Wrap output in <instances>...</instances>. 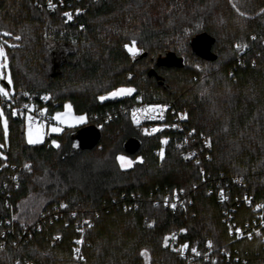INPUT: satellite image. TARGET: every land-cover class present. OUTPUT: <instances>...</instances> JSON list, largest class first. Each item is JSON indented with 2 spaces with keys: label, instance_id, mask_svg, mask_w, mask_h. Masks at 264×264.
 I'll use <instances>...</instances> for the list:
<instances>
[{
  "label": "trees",
  "instance_id": "16d2710c",
  "mask_svg": "<svg viewBox=\"0 0 264 264\" xmlns=\"http://www.w3.org/2000/svg\"><path fill=\"white\" fill-rule=\"evenodd\" d=\"M203 31L214 38L213 59L192 47ZM131 39L142 48L135 57L125 48ZM0 43L15 102L39 101L52 114L69 101L75 113L88 117L31 144L23 113L12 116L4 108L9 119L6 138L0 130V264H182L174 247L194 240L211 241L214 251L229 255V261L206 264H264V241L229 234L215 189L220 176L236 175L243 185L233 192L264 204V0H53L52 6L46 0H0ZM168 51L183 57L181 67L155 64ZM150 68L162 84L148 75ZM120 85L134 92L98 99ZM136 95L184 108L188 126L210 138L207 157L199 163L182 158L171 130L141 134L126 113ZM107 112L115 116L105 122ZM86 124L100 130L92 148L72 136ZM131 137L140 142L134 154L123 149ZM120 154L141 159L124 168ZM178 189L191 203L169 210L162 194ZM30 194L42 205L32 221L22 222L19 205ZM251 216L243 203L237 205L238 222ZM76 222L84 226V260L74 254L81 236Z\"/></svg>",
  "mask_w": 264,
  "mask_h": 264
},
{
  "label": "built area",
  "instance_id": "2783aa9c",
  "mask_svg": "<svg viewBox=\"0 0 264 264\" xmlns=\"http://www.w3.org/2000/svg\"><path fill=\"white\" fill-rule=\"evenodd\" d=\"M46 3L50 4V0H46ZM52 4L53 0H51ZM19 92L24 97H28L27 93ZM103 95L105 93L97 95L98 99L102 100L101 97ZM43 100L44 98L41 97V101ZM0 104L12 116H16L20 112L23 113L25 127H47L49 124L54 123L52 114L39 101L15 102L11 95L4 96L0 94ZM126 113L132 125L143 135L150 136L164 129L176 133L178 146L181 149L180 156L182 158L192 159L194 162L199 163L203 157H207L211 147L210 138L206 135H197L193 128H190L187 124L186 110L176 107L173 102H149L144 100L140 95H136L134 101L128 106ZM114 116L115 113L107 112L105 122L112 120ZM153 129H156V131H153ZM48 134L46 132L45 136H48ZM155 152L160 153V149H157ZM22 168L23 166L19 167V169ZM200 173L205 180L206 174L202 167ZM13 185L14 187H18L17 181H13ZM242 185L241 178L236 175L229 178L220 176V179L216 180L215 189L217 201L223 205V221L227 226L229 234L235 239L249 238L250 235L251 238L256 237L264 241V204L247 192L241 194L233 192V187H241ZM211 190L208 189L207 194L211 193ZM161 202L172 211L191 203L183 189L165 190L162 194ZM240 203H243L252 212L250 220L244 222L237 221V205ZM172 205H175V207H172ZM123 208H127V206L123 204ZM128 208H131V204ZM42 217L43 215L38 219L36 218L35 228L38 231L42 228ZM75 226L77 231L81 233V236L76 240L78 245L74 248V254L84 260L80 250L83 240V222H76ZM236 229H239L240 233H237ZM174 251L182 264H206L211 261H217L218 259L229 261L227 252L224 249L214 251L209 241L201 243L194 240L180 243L174 247ZM17 262L19 260L15 259L11 264H17ZM26 264L34 263L28 260Z\"/></svg>",
  "mask_w": 264,
  "mask_h": 264
},
{
  "label": "rangeland",
  "instance_id": "374dc122",
  "mask_svg": "<svg viewBox=\"0 0 264 264\" xmlns=\"http://www.w3.org/2000/svg\"><path fill=\"white\" fill-rule=\"evenodd\" d=\"M5 42H7V44L9 43L8 40H5ZM0 45H2L3 48H4L3 44L0 43ZM125 45H128L129 47H133L134 46V48L136 49V51L133 53V52H130L127 47H125L126 50L129 52V54L132 57H135L139 53L142 52V48L140 46H138V44L136 43L135 39H131ZM4 52H5V48H4ZM193 61H195V59H192V60L189 59V62H193ZM3 62H4L3 57H0V63H3ZM194 64H196V62H194ZM6 65L7 66L4 68L5 73L3 71V67H0V88H4L5 91H7L9 93V95H13L14 94V90L13 89H8L1 82V80H5L7 82H9V79L11 80L9 69H8V61H6ZM118 89H126V90L127 89H132V91H130V92L129 91H124L123 93H121L122 95L121 94L111 95V93L116 92ZM133 92H134V88L133 87L126 86V85H120V86L116 87L114 90L105 93V95H103V97H105V98H117V97H121V96H124V95L131 94ZM66 104L71 106L69 101H65L64 104H63V108L62 109L55 110L52 113V117H53L54 123L49 124L47 127H38V126L34 127V128L25 127L24 135H25L26 141L28 142L29 134H31L32 139L37 141L36 143H39V142H41L44 139V136H45L46 132L49 133V134H56V133H59L63 128H69V127L72 128V127H76V126H79V125H82V124L88 122V117L86 116V114L75 113L73 111L72 107L65 108ZM0 113H3V115L0 116V130L3 131L4 137L6 138L7 135H8V119H9V117H8L7 111L2 107L1 104H0ZM57 113L61 114L60 119H56L55 118ZM81 116L84 117V120H82V121L78 119ZM5 121L7 122L6 126H5ZM53 127L59 128L60 131L59 132H53L51 130ZM53 140L56 141L55 137H52L51 141H53ZM31 144H34V143H31ZM121 155L125 156L127 158L126 163H129L130 165L135 160H140L141 159L139 156H137L135 158H131L129 155H123V154H120L118 156H121ZM0 156L2 158L4 157L3 154H0ZM138 158H140V159H138ZM118 162H119V164L121 166V162L120 161H118ZM124 168H126V167H124ZM41 205H42L41 198H39V197H37V196H35L33 194H30L29 196H27L26 198H23L21 200L20 205H19L18 218L20 220H22V222L32 221L35 218V216H36L38 210L40 209Z\"/></svg>",
  "mask_w": 264,
  "mask_h": 264
},
{
  "label": "water",
  "instance_id": "95a60500",
  "mask_svg": "<svg viewBox=\"0 0 264 264\" xmlns=\"http://www.w3.org/2000/svg\"><path fill=\"white\" fill-rule=\"evenodd\" d=\"M214 42V38L207 32L203 31L197 33L192 38V47L194 51L203 58L213 59L215 55L211 52V45ZM145 54V53H144ZM157 66H176L181 67L183 65V57L178 56L173 51H168L164 55L157 56L155 60ZM149 76H155L159 84H162L161 76L157 74L154 68L148 70ZM6 87H10L7 81H2ZM72 136L78 140L79 145L84 148H92L95 146L100 137V130L94 124H86L79 127ZM140 142L137 138L131 137L124 141L123 149L128 154H134L139 149Z\"/></svg>",
  "mask_w": 264,
  "mask_h": 264
},
{
  "label": "snow or ice",
  "instance_id": "6c2138e0",
  "mask_svg": "<svg viewBox=\"0 0 264 264\" xmlns=\"http://www.w3.org/2000/svg\"><path fill=\"white\" fill-rule=\"evenodd\" d=\"M49 6H52L51 5V0H50ZM64 15L65 16H68L69 19H71V16H70L69 13H65ZM3 35H11V33H3ZM16 39H19V37H16ZM125 47H127L130 52H133L134 53L136 51V49L134 48V46L133 47H129L128 45H125ZM237 47H240V46L238 45ZM0 57H3L4 58V62L3 63H0V67H6L7 66L6 65L7 57H6V54L4 52V48H3L2 45H0ZM9 83H11V80L10 79H9ZM124 91H129L130 92V91H132V89H127V90L126 89H118L116 92L111 93V95L121 94ZM0 94H3L4 96H8L9 95V93L7 91H5L4 88H0ZM45 98H47V97H45ZM103 98L104 97H101V99H103ZM70 107H71L70 105H67V104L65 105V108H70ZM2 115H3V113H0V116H2ZM60 116H61V114L57 113L55 118L56 119H60ZM78 119L82 121V120H84V117L81 116ZM6 124H7V122L5 121V126H6ZM51 130L53 132H59L60 131V129L59 128H56V127H53ZM153 131H156V129H153ZM28 142L29 143H36L37 141L34 140V139H32L31 134H29ZM52 143L56 147H59V144L57 143V141L53 140ZM160 155L161 156L164 155L163 150H161ZM116 159L121 162V167H128V166H130L129 163H126L127 158L125 156H122V155L121 156H117ZM138 159H140V158H138ZM25 166L27 167V165H25ZM61 206L64 207L65 205H61ZM172 207H175V205H172ZM73 215H75V213H73ZM236 232L237 233H240V230L239 229H236ZM249 238H251L250 235H249ZM209 243H211V241H209ZM77 251H79V250H77ZM193 251H195V249H193ZM17 264H19V262H17Z\"/></svg>",
  "mask_w": 264,
  "mask_h": 264
},
{
  "label": "bare ground",
  "instance_id": "6f19581e",
  "mask_svg": "<svg viewBox=\"0 0 264 264\" xmlns=\"http://www.w3.org/2000/svg\"><path fill=\"white\" fill-rule=\"evenodd\" d=\"M116 91V90H115ZM122 95V94H121Z\"/></svg>",
  "mask_w": 264,
  "mask_h": 264
}]
</instances>
